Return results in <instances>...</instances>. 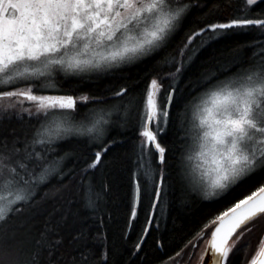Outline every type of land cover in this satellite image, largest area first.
<instances>
[{
  "label": "snow or ice",
  "instance_id": "snow-or-ice-1",
  "mask_svg": "<svg viewBox=\"0 0 264 264\" xmlns=\"http://www.w3.org/2000/svg\"><path fill=\"white\" fill-rule=\"evenodd\" d=\"M222 7L0 0V264H110L102 207L109 186L98 189L91 177L121 142L106 136L111 128L134 136L121 239L148 202L130 255L147 239L163 246L149 230L159 231L153 217L157 205L165 215L174 173L181 203L219 207L168 259L187 249L191 264L205 256L207 264H233L236 252L245 253L241 264H264V234L250 256L246 242L236 247L264 220V0H243L232 16L218 15ZM240 34L248 39L229 43ZM133 69L144 74L142 86L125 75ZM70 75H110L111 87L70 92Z\"/></svg>",
  "mask_w": 264,
  "mask_h": 264
},
{
  "label": "trees",
  "instance_id": "trees-1",
  "mask_svg": "<svg viewBox=\"0 0 264 264\" xmlns=\"http://www.w3.org/2000/svg\"><path fill=\"white\" fill-rule=\"evenodd\" d=\"M224 2L227 3V7L221 8L218 13L220 16L236 15L243 6V0H207V7L211 8L216 3ZM246 39H248L246 35L240 34L230 40L229 43L232 45L241 44ZM223 46V44L219 45V47ZM250 52V49H245V56L250 55ZM125 75L139 76L140 84L138 87L142 86L144 74L140 70L133 69L131 72H126ZM77 81L80 82L78 83ZM111 82L112 77L110 75L102 76L97 80H81L77 76H68L65 88L70 92L78 93L83 89L105 94L108 88L111 87ZM174 133L175 129L170 128L165 137L166 142L171 143L174 140ZM112 136H116L121 142L112 145L110 152L107 154V162L102 160L104 166H98V169L94 170V175L91 177L98 189L105 183L109 186L107 193L103 195L102 207L105 209L103 213L105 216L104 230L107 234L110 264H166L169 262L168 257L174 256V253L179 250L189 233L205 222L219 205L199 200H193L186 204L181 203V193L175 184V175L173 173L172 183L176 190L171 192L166 199L165 215L159 217L161 206L157 205L155 210L157 216L153 217L160 224L159 231L149 230L150 235L158 237L163 246L157 247L152 239H147L146 247H143L141 252L130 255L132 244L144 225L145 209L148 202L145 200L141 201V204L137 207V217L132 221V228L128 231L126 239H121V231L125 228L129 213L131 185L128 169L131 167L129 158L134 136L130 131L111 128L107 137ZM73 147L86 156L92 154V148L90 147L83 145H73ZM157 217L159 218L157 219ZM210 230L211 228L207 229L206 232ZM262 234H264V220H259L245 238V242L249 245L247 249V252L250 251L247 253L248 256L255 250ZM89 243L90 246L94 245V252L98 253L100 251L99 242L90 240ZM176 257L178 256H175L174 259ZM243 258H245L244 252H236L235 256H230L233 264H241Z\"/></svg>",
  "mask_w": 264,
  "mask_h": 264
},
{
  "label": "rangeland",
  "instance_id": "rangeland-1",
  "mask_svg": "<svg viewBox=\"0 0 264 264\" xmlns=\"http://www.w3.org/2000/svg\"><path fill=\"white\" fill-rule=\"evenodd\" d=\"M71 76V75H70ZM109 131H110V129H109ZM108 131V132H109ZM108 132H107V134H108ZM107 134H106V136H107ZM248 234V233H247ZM247 234H245V236L242 238V240L237 244V248H239V246L241 245V244H244L245 243V238H246V236H247ZM257 245V244H256ZM204 243L203 242H201V244H200V247L198 248V250H197V253L199 252V251H202L203 250V248H204ZM253 246V245H252ZM251 250V249H250ZM187 249H185L184 250V253H182L181 254V256H178V257H176V259H174V260H169V262L168 263H166V264H176V261H179V264H191V262H189L188 261V257H187V255H185V253H187ZM235 251V250H234ZM250 251H248L247 253H249ZM244 259V258H243ZM193 260H195V255L193 256Z\"/></svg>",
  "mask_w": 264,
  "mask_h": 264
},
{
  "label": "bare ground",
  "instance_id": "bare-ground-1",
  "mask_svg": "<svg viewBox=\"0 0 264 264\" xmlns=\"http://www.w3.org/2000/svg\"><path fill=\"white\" fill-rule=\"evenodd\" d=\"M207 260H208V258L206 259L205 264H207Z\"/></svg>",
  "mask_w": 264,
  "mask_h": 264
},
{
  "label": "water",
  "instance_id": "water-1",
  "mask_svg": "<svg viewBox=\"0 0 264 264\" xmlns=\"http://www.w3.org/2000/svg\"><path fill=\"white\" fill-rule=\"evenodd\" d=\"M208 257L207 256H205V261H206V259H207Z\"/></svg>",
  "mask_w": 264,
  "mask_h": 264
}]
</instances>
